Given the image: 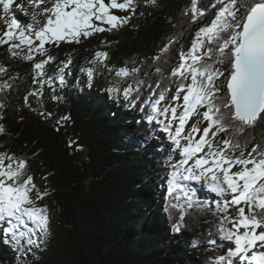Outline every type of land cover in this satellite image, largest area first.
<instances>
[{"label":"trees","instance_id":"trees-1","mask_svg":"<svg viewBox=\"0 0 264 264\" xmlns=\"http://www.w3.org/2000/svg\"><path fill=\"white\" fill-rule=\"evenodd\" d=\"M211 3L199 0L205 15L192 23L191 13L185 14L191 0H156L155 5L137 0L135 15L118 30L96 33L78 44L52 47L50 54L56 61L46 66L49 74L56 64L72 56L67 86L57 87L55 93L45 86L41 97L29 96L28 104L25 95L38 87L32 83L33 62L10 59L8 46H0V62L8 67L0 82L12 84L10 90L0 93L5 105L0 109V124L5 127L0 152L27 160L28 173L43 181L36 188L48 193L36 203L46 205L50 216L46 241L26 255L0 231V264H214L210 258L218 255L209 241H222L216 227L223 216L217 211L219 200L192 190L194 204L187 208L185 197L179 201L169 197L174 147L167 150L156 144L161 138L160 125L148 123L147 109L140 111V103L132 106L122 95L107 91L114 73L101 70L89 87L87 76L80 72L97 50L107 51L110 66L129 62L132 67L135 60L137 66L142 65L140 76L147 73V80L155 85L159 79L155 68L170 72L181 48L187 50L194 33L214 18L216 9ZM19 4L27 7V0H16L13 7ZM15 14L27 22L28 17L19 10ZM170 37H176V42L161 57V61L167 57L169 63L154 64L152 58ZM12 76L18 78L9 80ZM167 83L164 80L161 86ZM141 91L146 96L150 90ZM174 92L175 86L169 99ZM53 95L62 99L54 100ZM40 112L52 115L45 119ZM249 131L256 137L253 143L259 142L264 124ZM32 197L36 198L35 191ZM172 204L186 209L179 232L174 225L183 209ZM229 215H233L230 209Z\"/></svg>","mask_w":264,"mask_h":264},{"label":"snow or ice","instance_id":"snow-or-ice-1","mask_svg":"<svg viewBox=\"0 0 264 264\" xmlns=\"http://www.w3.org/2000/svg\"><path fill=\"white\" fill-rule=\"evenodd\" d=\"M15 2L0 0V46H8L10 59L33 62L32 83L38 87L25 95L26 104L29 96L41 97L45 86L53 93L57 87L67 86L72 56L56 64L49 74L46 66L56 61L50 54L52 47L78 44L95 33L118 30L135 15L137 7V0H27V7L19 4L14 8ZM145 2L155 5L156 0ZM198 4L199 0H191L185 12L191 13L192 23L205 15ZM210 7L216 9L214 18L194 33L187 50L181 48L171 71L155 68L159 76L155 85L147 80V73L140 76L142 65L137 66L135 60L132 67L129 62L110 66L107 51L97 50L80 72L87 76L89 87L101 70L114 73L107 91L122 95L132 106L140 103V111L147 109L148 123L155 122L167 133L180 157L170 165L169 197L179 201L183 196L187 208L193 207L192 189L185 183L189 181H204L222 197L216 204L217 211L223 213L217 234L234 246L210 260L214 264H264V135L253 143L256 137L249 131L264 124V0H212ZM17 10L28 17L27 22L17 18ZM117 10L128 15H117ZM176 39H168L152 58L154 64L169 63L167 57L163 61L161 57ZM7 72L8 67L0 62V77ZM164 80L168 83L162 87ZM173 86L175 92L169 99ZM11 88L8 80L0 82V93ZM142 88L150 90L146 96ZM52 99L62 97L53 95ZM4 107L0 102V109ZM194 114L201 119L185 131ZM40 115L47 119L52 113ZM201 122H207V126L201 128ZM4 133L5 127L0 124V135ZM27 168L24 158L0 152V231L24 255L40 248L50 234L49 210L36 203L48 193L36 188ZM171 206L183 209L174 225V231L179 232L186 209L180 204ZM230 208L236 209L235 215H229ZM209 244L223 246L216 240Z\"/></svg>","mask_w":264,"mask_h":264},{"label":"rangeland","instance_id":"rangeland-1","mask_svg":"<svg viewBox=\"0 0 264 264\" xmlns=\"http://www.w3.org/2000/svg\"><path fill=\"white\" fill-rule=\"evenodd\" d=\"M116 14L117 15H128V13H124V12H120V11H116ZM96 34V33H95ZM84 39V38H82ZM183 95V94H182ZM171 98V97H170ZM200 111H203L202 109ZM201 117L198 116V115H193L190 120L188 121V126L186 127V130H188V127L191 126V124H193L194 122H196L197 120H200ZM207 126V122H201L200 124V127L203 128V127H206ZM161 127V126H160ZM161 138H158V142H156V144L164 147L165 149H172V147H174V145L172 144L171 141L168 140L167 138V133H165L164 131L161 133ZM174 151H175V154H172V158L174 159V161L172 162V164H175L177 162V160L180 158L179 157V150L178 149H175L174 148ZM33 182L35 185H42L43 184V181L38 179V178H34L33 179ZM193 184H197L198 187L201 188L202 190V194L205 196V198H209L211 200H214V199H219L221 200L222 197H220L218 194H216L215 192L211 191L209 187H206V189H204V181H192ZM207 190V191H206ZM224 198H230V197H224ZM230 211L233 213V215H235V212H236V209L235 208H230ZM55 218H56V214H55ZM217 245H223L222 247H217V246H213L211 250H213L216 255H223L225 254V252L227 251L228 247H232L234 245H231L230 242H218L216 243Z\"/></svg>","mask_w":264,"mask_h":264},{"label":"bare ground","instance_id":"bare-ground-1","mask_svg":"<svg viewBox=\"0 0 264 264\" xmlns=\"http://www.w3.org/2000/svg\"><path fill=\"white\" fill-rule=\"evenodd\" d=\"M206 187H209L208 184L206 182H204V189H206ZM210 188V187H209ZM211 190V189H210ZM207 191V190H206Z\"/></svg>","mask_w":264,"mask_h":264}]
</instances>
